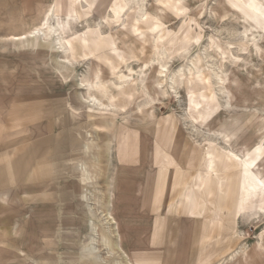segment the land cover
Here are the masks:
<instances>
[{"label":"rangeland","instance_id":"374dc122","mask_svg":"<svg viewBox=\"0 0 264 264\" xmlns=\"http://www.w3.org/2000/svg\"><path fill=\"white\" fill-rule=\"evenodd\" d=\"M262 180L264 0H0V264H102L114 195L132 264H264Z\"/></svg>","mask_w":264,"mask_h":264},{"label":"crops","instance_id":"0c3cea01","mask_svg":"<svg viewBox=\"0 0 264 264\" xmlns=\"http://www.w3.org/2000/svg\"><path fill=\"white\" fill-rule=\"evenodd\" d=\"M61 48H62V46L60 47V49ZM95 97L90 95V99H91L90 107L97 110V111H100V113H104V114L110 113V112H114L117 109V106L115 104H113L112 102H110V100L106 101V99L99 98L97 95ZM93 98L95 99L94 103H93ZM249 153H250V151H248L244 156H248ZM54 157H56V155H54ZM54 157H51L50 159H53ZM166 158L168 159L167 161H170L168 156H166ZM56 164H54V165L52 164L50 169H48L46 171L50 170L51 172H54L55 168H56L55 167ZM206 166H207V164H206ZM216 172H217V170H216ZM84 177H86V180L92 179L91 175L88 173H85ZM259 177L262 178L263 176H259ZM164 180L165 179L163 178L162 182L160 183L161 185H159V188L157 189V191L161 194L164 193L165 188H166ZM262 184L264 185V180H262ZM121 187H122L121 185L118 186L119 189H121ZM112 197H113V195H112ZM153 199H154V195H153V198L151 199V201ZM185 200H187V199H185ZM142 202L145 205L149 204V203H146L147 202L146 200L145 201L142 200ZM123 203H124V201L119 196H116V195H114L113 202H109V207H111L112 211H114V215L116 218L115 217L113 218L111 212L105 214L106 215L105 219H106L107 225L105 227V230L101 231L102 240L100 241L101 242V248L105 251L104 256H101L97 253L99 251L98 246H97V240H96L97 228L96 227L93 228L95 235L90 238V242H89L87 249H86V254L88 256H92V254H94L95 258L97 260H100L99 262H101L102 264L103 263L104 264H110V263H108L107 258H109L111 256H116V258L111 261L112 264H132L128 258V255L124 252V250L120 246L119 234L117 233V230L115 228L117 222L114 219H117L119 221L120 219L123 218L120 215V212L123 211L121 208V205H123ZM125 203L127 204V202H125ZM183 205H184V203H183ZM181 210L182 209L177 207V212H181ZM182 211H184V214H185L184 216H186L185 212L188 211V209L186 208V205H185V209H183ZM187 216H189V215H187ZM118 225H120V224H118ZM160 225L163 226V224H161V223H160Z\"/></svg>","mask_w":264,"mask_h":264},{"label":"bare ground","instance_id":"6f19581e","mask_svg":"<svg viewBox=\"0 0 264 264\" xmlns=\"http://www.w3.org/2000/svg\"><path fill=\"white\" fill-rule=\"evenodd\" d=\"M141 17H142V16H141ZM48 27H49V26H48ZM53 29H54V28H53ZM53 29L50 30V31L52 32ZM37 32H38V30H37ZM40 32H41V31H40ZM47 32H49V31H47ZM51 32H49V33H51ZM49 33H48V34H49ZM35 34H36L35 31H32V32L29 33L30 36H31V35H35ZM27 36H28V35H23V36H19V37H14L13 40L18 41V40H21V39H23V38H26ZM27 38H28V37H27ZM27 38H26V39H27ZM164 67H165V66H162V68H164ZM160 72L163 73V71H161V70H160ZM94 101H95V99L93 98V103H94Z\"/></svg>","mask_w":264,"mask_h":264}]
</instances>
